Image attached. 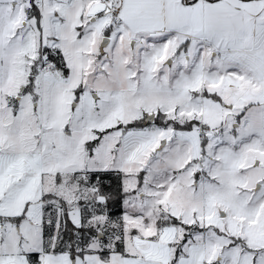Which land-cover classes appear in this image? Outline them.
I'll use <instances>...</instances> for the list:
<instances>
[{
    "label": "snow or ice",
    "instance_id": "snow-or-ice-1",
    "mask_svg": "<svg viewBox=\"0 0 264 264\" xmlns=\"http://www.w3.org/2000/svg\"><path fill=\"white\" fill-rule=\"evenodd\" d=\"M0 264H264V0H0Z\"/></svg>",
    "mask_w": 264,
    "mask_h": 264
}]
</instances>
